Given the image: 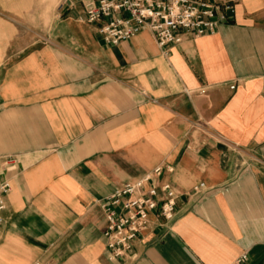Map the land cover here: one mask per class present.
I'll use <instances>...</instances> for the list:
<instances>
[{"label": "crops", "instance_id": "crops-1", "mask_svg": "<svg viewBox=\"0 0 264 264\" xmlns=\"http://www.w3.org/2000/svg\"><path fill=\"white\" fill-rule=\"evenodd\" d=\"M60 1L35 36L0 8V154L17 158L0 264H264V0L164 47L148 28L108 44ZM164 165L174 219L111 257L101 204Z\"/></svg>", "mask_w": 264, "mask_h": 264}, {"label": "built area", "instance_id": "built-area-1", "mask_svg": "<svg viewBox=\"0 0 264 264\" xmlns=\"http://www.w3.org/2000/svg\"><path fill=\"white\" fill-rule=\"evenodd\" d=\"M82 4L86 20L99 23L97 30L104 42L117 44L148 28L161 47L178 44L188 36L212 33L234 12V0H82ZM16 167L15 155L0 154V214L11 188L7 174ZM172 171L171 165L156 166L115 189L101 204L107 221L103 236L111 257L131 253L133 241L149 225L151 214L165 221L174 219L178 193L170 182H156L164 172ZM202 186H194L193 191ZM3 223L0 215V225Z\"/></svg>", "mask_w": 264, "mask_h": 264}, {"label": "rangeland", "instance_id": "rangeland-1", "mask_svg": "<svg viewBox=\"0 0 264 264\" xmlns=\"http://www.w3.org/2000/svg\"><path fill=\"white\" fill-rule=\"evenodd\" d=\"M60 0H0V8H9L19 33L29 36L43 34L49 23L48 14H54L60 7ZM28 9V16L25 13ZM21 10L23 11L21 13ZM42 10L47 18L42 17Z\"/></svg>", "mask_w": 264, "mask_h": 264}]
</instances>
